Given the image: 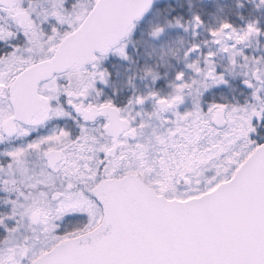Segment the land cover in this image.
<instances>
[{"label":"snow or ice","instance_id":"6c2138e0","mask_svg":"<svg viewBox=\"0 0 264 264\" xmlns=\"http://www.w3.org/2000/svg\"><path fill=\"white\" fill-rule=\"evenodd\" d=\"M152 4L53 0L37 13L33 0H0V143L24 138L0 153V191L8 194L0 264H264V139L253 135L264 121V56L244 53L264 32L259 20L242 30L227 21L209 30L233 66L241 56L251 65L243 82L255 103L205 108L196 100L180 111L185 90L201 82L178 71L173 93L129 100L153 99L149 117H175L145 140L148 120L137 122L111 98L89 99L97 81L108 83L100 61L111 52L127 58L124 41ZM50 17L57 24L45 32ZM192 23L198 29L204 22L195 15ZM200 48L194 43L185 56ZM215 55L206 54L205 67L187 64L204 77V91L228 83ZM69 118L78 133L57 125L28 139L49 121Z\"/></svg>","mask_w":264,"mask_h":264},{"label":"rangeland","instance_id":"374dc122","mask_svg":"<svg viewBox=\"0 0 264 264\" xmlns=\"http://www.w3.org/2000/svg\"><path fill=\"white\" fill-rule=\"evenodd\" d=\"M151 10L140 20L136 22V27L131 36L124 43L126 44L127 58H124L112 52L106 58L100 61L102 68L107 69L108 83L97 81L96 88L100 85L104 89H119L121 92L130 91L133 96L145 95L149 92L157 91L160 95H168L174 91L175 76L178 71H185L186 79L191 81L195 77L201 83L194 86L189 94V90H185L186 103L184 107H180V111L193 107L196 100H200L207 107L208 102L219 101L228 104H248L255 103L252 97V92L247 96L242 97L239 90L236 89L240 80L246 78L244 73L249 72L251 65L244 64L238 57V64H231L229 53L221 50V46L213 42L210 29L218 28L225 21L236 24L238 30L246 28L249 22L259 20V26L264 24V4L260 0H184L182 3L187 6V15L173 16L171 18L164 16L160 5L169 0H153ZM53 0H37L36 4L39 8L48 9L52 6ZM179 2V1H177ZM83 3L88 4L90 0H83ZM230 4V10L226 6ZM67 7V4H66ZM244 8H247L243 14ZM210 11V18L204 20L205 13ZM209 14L208 12L206 13ZM199 15L203 19V24L197 29L193 27L192 18ZM177 20L180 25H177ZM215 23L213 27H207V23ZM230 20V21H229ZM162 27L164 31L157 37L153 35L156 28ZM259 36H253L248 40L244 51L251 48L249 43L259 41ZM194 43L200 44L199 52L192 53L190 56H185V52ZM231 43V41H230ZM264 56V47L262 48ZM209 51L216 52L213 57L216 70L218 73H224L227 84L214 85L204 91V77L201 74L195 73L192 69L187 68V64L199 60L200 66L205 67V56ZM112 61V62H111ZM246 68V71L244 70ZM151 70V71H149ZM156 77L155 79L153 77ZM210 84L211 81H208ZM232 86V89H231ZM199 87L203 92V96H198L196 88ZM236 90V91H235ZM133 97V99L135 98ZM132 98V96H131ZM150 102V99L147 101ZM136 108L137 113L141 115L138 119L148 120L150 127L147 128L145 137L147 139L152 135L153 131L164 132L169 126L164 123L166 118L174 119L173 113L170 111L167 114H157L149 117L148 113L156 112V107L150 105L146 108ZM257 139H264V121H257V132L253 134ZM14 198V195H13ZM3 205V211H7L8 206L3 203V198L0 200ZM72 223L66 222L64 228H71Z\"/></svg>","mask_w":264,"mask_h":264},{"label":"flooded vegetation","instance_id":"af4514ba","mask_svg":"<svg viewBox=\"0 0 264 264\" xmlns=\"http://www.w3.org/2000/svg\"><path fill=\"white\" fill-rule=\"evenodd\" d=\"M36 1L37 0H33L34 7L37 6ZM41 1H43V0H41ZM246 1H247V3H244V6L246 4L250 5L249 4V0H246ZM230 4H229V6H230ZM230 8H231V6H230ZM48 9H51V7L48 8ZM44 10H45L44 8H42V9L39 8V7L36 8V12L37 13H43ZM246 11H247V8H244L243 14H245ZM40 18L41 19L43 18L42 15H41ZM230 23L233 24L234 26H236L235 23H232V22H230ZM56 24H57V22L55 21V19L50 17L48 20L44 21V23L42 24V27L45 30V32H50L52 26L53 25H56ZM64 27H66V25ZM261 28L264 29V24H263V26ZM259 39H260L259 41H256V42L253 41V42L249 43V45L251 46V48H248V49H246L244 51V53L246 55H248L249 57H252V56L260 57V56L263 55L262 48L264 47V32H262L259 35ZM111 53L109 55H111ZM241 60H242L241 61V64H242V62L244 61V59H241ZM243 63L244 64L245 63L247 64V62H245V61ZM244 70L246 71V68ZM244 80H245V77H244V79L240 80V82L238 83V85L236 87V89L239 90V92L241 93L242 97L247 96V94H249L250 92L253 91L252 89H246V88L242 87L241 82L244 81ZM98 87H103V86L100 85ZM98 87L96 88L98 90V93H97L96 90H94L92 92L91 96L89 97L90 100H93V101H97L98 100V101H101L102 102V101H104L106 99L111 98L117 105H119L121 107H126L131 112V114L133 116H136L135 115L136 114V108H135L134 103L133 104H129V100H132L133 97H135V96L132 95V93L130 91L129 92L128 91L121 92L119 89H116V88H113V89H104V88H98ZM231 89H232V86H231ZM131 96H132V98H131ZM61 99H62V102H63V98H61ZM185 103H186V100H185ZM184 104L181 105L180 107H182V106L184 107ZM150 105H152V106L154 105L155 107H157L155 105V101L153 99H150V102H146L143 105L136 104L137 108H146V107H148ZM169 112H162L161 114H167ZM139 117L140 116L137 115V117H136L137 122H139L141 120V119H138ZM99 123H100V121H97L95 124H91L90 127H92V128H98ZM57 125H59L61 127L68 126L69 128H71L75 132H77V133L79 132V128L77 126V121L75 119H70V118L69 119H59V120L49 121L48 124H47V127L41 128L39 130V132H36V131L32 132L30 134V136L28 137V139H34L39 134L47 133L49 130H51L52 128H54ZM146 130H145V133H146ZM23 139L24 138H19L18 139L16 137H12V138H9L8 140L0 143V153H2L6 148H9V147H11L13 145H17V144L21 143ZM144 139L147 140V137H144ZM0 159H3V157L0 156ZM33 160H34V166L35 167H38L39 166L38 158L33 157ZM7 195H8L7 193H5L3 191H0V200L2 198L3 199L6 198ZM5 208H6V205H5ZM1 211H3L2 202H0V214H1Z\"/></svg>","mask_w":264,"mask_h":264},{"label":"trees","instance_id":"16d2710c","mask_svg":"<svg viewBox=\"0 0 264 264\" xmlns=\"http://www.w3.org/2000/svg\"><path fill=\"white\" fill-rule=\"evenodd\" d=\"M179 1V2H177ZM182 1L184 0H169L167 2H163L162 5H160V8L162 10V14H164V16H167L169 18L173 17V16H185L187 15V6L184 5L182 3ZM237 1V0H230V2ZM154 3V2H153ZM230 4V3H229ZM226 9L230 10V6H226ZM209 13L208 15L206 13ZM205 16H204V20L208 21L206 18H210V11L206 10ZM203 20V19H202ZM211 23H207V27L211 28L213 27V25H215L214 22H212V20H210Z\"/></svg>","mask_w":264,"mask_h":264},{"label":"water","instance_id":"95a60500","mask_svg":"<svg viewBox=\"0 0 264 264\" xmlns=\"http://www.w3.org/2000/svg\"><path fill=\"white\" fill-rule=\"evenodd\" d=\"M241 85H242V87H244V88H246V89H251V88H249L247 85H245L243 81L241 82Z\"/></svg>","mask_w":264,"mask_h":264}]
</instances>
